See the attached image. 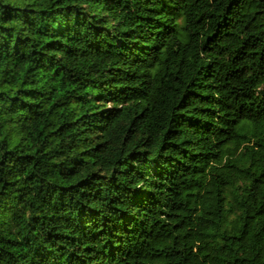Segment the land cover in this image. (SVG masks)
<instances>
[{
  "label": "trees",
  "instance_id": "16d2710c",
  "mask_svg": "<svg viewBox=\"0 0 264 264\" xmlns=\"http://www.w3.org/2000/svg\"><path fill=\"white\" fill-rule=\"evenodd\" d=\"M0 264H264V0H0Z\"/></svg>",
  "mask_w": 264,
  "mask_h": 264
},
{
  "label": "rangeland",
  "instance_id": "374dc122",
  "mask_svg": "<svg viewBox=\"0 0 264 264\" xmlns=\"http://www.w3.org/2000/svg\"><path fill=\"white\" fill-rule=\"evenodd\" d=\"M197 225H198V227H197V238H198V241L200 243H203L204 242V235H205L208 227H207V225L205 223H203L200 220H198ZM159 242L165 244L166 240L162 239Z\"/></svg>",
  "mask_w": 264,
  "mask_h": 264
}]
</instances>
